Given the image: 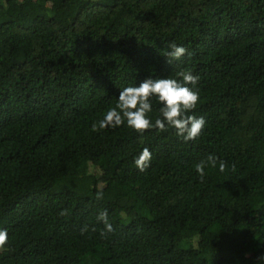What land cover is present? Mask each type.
I'll use <instances>...</instances> for the list:
<instances>
[{
  "label": "trees",
  "instance_id": "16d2710c",
  "mask_svg": "<svg viewBox=\"0 0 264 264\" xmlns=\"http://www.w3.org/2000/svg\"><path fill=\"white\" fill-rule=\"evenodd\" d=\"M173 43L187 54L169 62ZM181 70L199 77L197 139L93 131L120 88ZM210 154L225 168L202 180ZM0 230V264H257L264 0H0Z\"/></svg>",
  "mask_w": 264,
  "mask_h": 264
},
{
  "label": "clouds",
  "instance_id": "9594fccd",
  "mask_svg": "<svg viewBox=\"0 0 264 264\" xmlns=\"http://www.w3.org/2000/svg\"><path fill=\"white\" fill-rule=\"evenodd\" d=\"M187 54V49L175 43L169 45L166 56L171 60H180ZM199 77L189 70L177 72L176 77H149L140 81L136 85H129L120 88L116 97L114 107H110L103 118L93 124V131L117 128L125 125L137 132L143 133L148 129H155L160 132L174 129L176 135L185 142L197 139L206 126L203 116L191 115L199 101L198 91ZM160 105L159 116L154 122L149 116L153 112V101ZM151 161V153L145 148L134 163L140 171L146 170ZM224 171L223 161L218 162L214 155H208L195 164V170L203 180L206 167H216ZM102 193H97V198H101ZM98 220L103 222L104 230L101 236L113 231V226L108 220V213L101 212ZM86 231V229H82ZM7 240L6 230H0V245ZM257 264H264V255L258 257Z\"/></svg>",
  "mask_w": 264,
  "mask_h": 264
}]
</instances>
